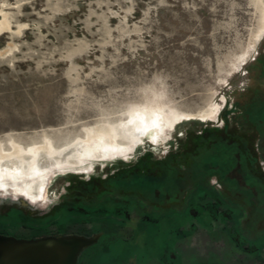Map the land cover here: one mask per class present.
<instances>
[{"label":"rangeland","instance_id":"374dc122","mask_svg":"<svg viewBox=\"0 0 264 264\" xmlns=\"http://www.w3.org/2000/svg\"><path fill=\"white\" fill-rule=\"evenodd\" d=\"M139 111L183 120L156 143L143 137L126 158L56 171L39 200L4 188L0 201L36 220L58 219L73 203L101 207V218H114L103 209L116 205L139 225L158 212L165 225L154 242L171 238L175 223L182 255L238 264L235 232L222 228L229 215L239 214L249 238L264 229V0H0L5 151L49 142L70 153L86 128L103 124L122 139ZM208 189L234 212L191 215L194 195L204 203Z\"/></svg>","mask_w":264,"mask_h":264},{"label":"flooded vegetation","instance_id":"af4514ba","mask_svg":"<svg viewBox=\"0 0 264 264\" xmlns=\"http://www.w3.org/2000/svg\"><path fill=\"white\" fill-rule=\"evenodd\" d=\"M154 189V188H153ZM204 203L197 201V194L194 195V202L190 204L195 207L190 209L191 215L196 219L207 221L210 216L217 218L220 215H228L229 212H234L233 207L229 206L226 210H221L220 204L225 203L223 198L212 189H208L203 193ZM201 197H203L201 195ZM214 198V201H208L207 198ZM204 199V198H203ZM229 203V202H228ZM232 203V202H231ZM230 203V204H231ZM231 205H239L231 204ZM101 207H93L90 209L83 204L73 203L72 206L66 208L65 215H61L58 219L41 218L36 220L34 217H25L20 205L13 207V203H3L0 201V236L13 237L16 239H36L56 234H78L83 236H91L95 233H100V236L94 244L82 250L77 258L76 264H227L217 260L213 256H201L196 252L185 256L182 255V243L177 240L178 227L175 223L168 224L170 232L169 239L154 242L162 231L163 217L160 213L151 212L144 215V223L131 224L129 214L124 212L118 206H111L103 210L113 212L114 218L105 216L101 218L98 214ZM24 210V209H23ZM158 210V209H157ZM205 210V213L203 211ZM90 212H93L91 216ZM176 214V213H174ZM178 214V213H177ZM87 215L88 217H84ZM230 214L229 219H232L231 228L223 226L225 232L233 230L232 236L233 247L238 250L236 259L238 264H264V229L261 233H257L253 238H249L248 230L240 228L239 214ZM86 223L91 227L86 228ZM192 229L194 224L190 223ZM193 225V226H192ZM89 226V225H88ZM145 226L142 230L141 238L134 239L138 233V229ZM145 235L149 237L145 238ZM3 242L0 240V262L5 260L6 253L14 254L15 249H5ZM182 253V254H181ZM216 259V260H215Z\"/></svg>","mask_w":264,"mask_h":264},{"label":"bare ground","instance_id":"6f19581e","mask_svg":"<svg viewBox=\"0 0 264 264\" xmlns=\"http://www.w3.org/2000/svg\"><path fill=\"white\" fill-rule=\"evenodd\" d=\"M263 29V28H262ZM208 113H197L186 115L185 118H205ZM183 120L182 116L175 117L172 122L160 123L157 114L147 115L145 112L129 114L124 124L122 139L115 134V129L109 124L95 125L85 129V139H78L67 153V148H54L49 142L45 145H34L29 148H22L13 143L12 152L5 151L0 147V189L13 190L16 194L30 196L39 200L46 191L49 178L56 171L84 170L91 168L92 161L108 158H126L135 146L142 141L143 137L151 140V143L158 142L165 129L173 128L175 123ZM182 122V121H181ZM170 130V129H169ZM117 137V138H116ZM117 139L125 141L119 143ZM44 154L50 159V164L45 166L39 162V154ZM13 160V169L5 170L4 160ZM88 163V167L85 166Z\"/></svg>","mask_w":264,"mask_h":264},{"label":"water","instance_id":"95a60500","mask_svg":"<svg viewBox=\"0 0 264 264\" xmlns=\"http://www.w3.org/2000/svg\"><path fill=\"white\" fill-rule=\"evenodd\" d=\"M100 233L91 236L56 234L36 239H16L0 236L6 253L0 264H76L82 250L97 242Z\"/></svg>","mask_w":264,"mask_h":264},{"label":"clouds","instance_id":"9594fccd","mask_svg":"<svg viewBox=\"0 0 264 264\" xmlns=\"http://www.w3.org/2000/svg\"><path fill=\"white\" fill-rule=\"evenodd\" d=\"M33 202H35V201H33Z\"/></svg>","mask_w":264,"mask_h":264}]
</instances>
